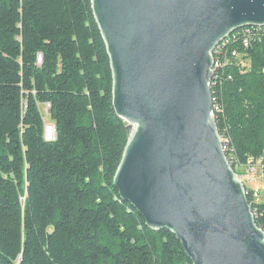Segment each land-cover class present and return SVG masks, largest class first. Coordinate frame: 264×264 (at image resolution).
<instances>
[{
	"label": "trees",
	"instance_id": "trees-1",
	"mask_svg": "<svg viewBox=\"0 0 264 264\" xmlns=\"http://www.w3.org/2000/svg\"><path fill=\"white\" fill-rule=\"evenodd\" d=\"M247 53L212 89L215 121L235 173L261 162L264 176V44ZM127 126L92 0H0V264H192L114 187ZM245 187L264 231V201Z\"/></svg>",
	"mask_w": 264,
	"mask_h": 264
},
{
	"label": "water",
	"instance_id": "water-1",
	"mask_svg": "<svg viewBox=\"0 0 264 264\" xmlns=\"http://www.w3.org/2000/svg\"><path fill=\"white\" fill-rule=\"evenodd\" d=\"M130 134L114 187L192 264H264V231L213 116L212 52L264 27V0H92Z\"/></svg>",
	"mask_w": 264,
	"mask_h": 264
},
{
	"label": "built area",
	"instance_id": "built-area-1",
	"mask_svg": "<svg viewBox=\"0 0 264 264\" xmlns=\"http://www.w3.org/2000/svg\"><path fill=\"white\" fill-rule=\"evenodd\" d=\"M264 44V27H245L240 30H237L233 34L225 38L212 52V58L214 64L212 67V79L210 83L211 92H212V103H213V116L216 119V115L222 110V106L219 103L217 97H214L215 92L212 89L221 88L223 82L231 80L232 77L226 74V69L230 65L241 66L246 68L249 66V59H247L248 51L253 47ZM38 63H42V58L39 57ZM50 109V106H49ZM48 113V112H47ZM55 136V127L53 125H46V139L47 141H52ZM223 150L226 154L229 150V141L222 140ZM229 162V161H228ZM232 167L231 163L229 162ZM248 179L250 182L256 180V176L261 172L262 174V165L261 162H258L254 165H249L247 167ZM238 178L244 183V177L237 175ZM253 190V197L256 202H260L261 192L258 189ZM248 195V191H247Z\"/></svg>",
	"mask_w": 264,
	"mask_h": 264
},
{
	"label": "rangeland",
	"instance_id": "rangeland-1",
	"mask_svg": "<svg viewBox=\"0 0 264 264\" xmlns=\"http://www.w3.org/2000/svg\"><path fill=\"white\" fill-rule=\"evenodd\" d=\"M49 111V106L46 105V106H42L41 107V112L42 114L44 115L45 119L48 118L47 116V112ZM240 171V174H242V176L244 177V184L246 186H248L249 188L251 189H258L261 191V199L260 201H264V180L263 179H260L261 177V172L258 173V176H256V180L254 182H250L249 179H248V172L247 170L245 169H241L239 170Z\"/></svg>",
	"mask_w": 264,
	"mask_h": 264
},
{
	"label": "crops",
	"instance_id": "crops-1",
	"mask_svg": "<svg viewBox=\"0 0 264 264\" xmlns=\"http://www.w3.org/2000/svg\"><path fill=\"white\" fill-rule=\"evenodd\" d=\"M260 179H263V180H264V177L261 176ZM255 189H256V188H255ZM260 192H261V191H260Z\"/></svg>",
	"mask_w": 264,
	"mask_h": 264
}]
</instances>
